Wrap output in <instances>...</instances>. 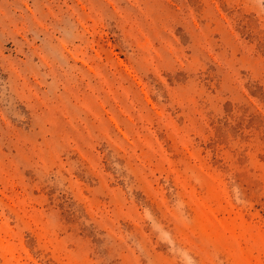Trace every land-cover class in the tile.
<instances>
[{"label": "rangeland", "instance_id": "rangeland-1", "mask_svg": "<svg viewBox=\"0 0 264 264\" xmlns=\"http://www.w3.org/2000/svg\"><path fill=\"white\" fill-rule=\"evenodd\" d=\"M0 264H264V0H0Z\"/></svg>", "mask_w": 264, "mask_h": 264}]
</instances>
